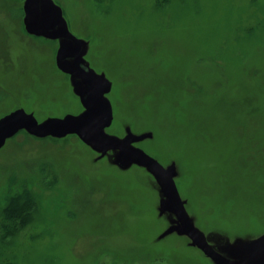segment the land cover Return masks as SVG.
I'll return each mask as SVG.
<instances>
[{
	"label": "rangeland",
	"instance_id": "374dc122",
	"mask_svg": "<svg viewBox=\"0 0 264 264\" xmlns=\"http://www.w3.org/2000/svg\"><path fill=\"white\" fill-rule=\"evenodd\" d=\"M103 81L108 142L165 170L195 233L243 263L264 246V0H36ZM34 0H0V127L86 115L98 87L58 69ZM65 45V46H64ZM58 49V51H57ZM74 66L68 58L62 64ZM78 70V69H76ZM99 142L97 136L89 135ZM164 180L76 132L0 137V264H218L182 231ZM262 246L249 251L252 243Z\"/></svg>",
	"mask_w": 264,
	"mask_h": 264
},
{
	"label": "water",
	"instance_id": "95a60500",
	"mask_svg": "<svg viewBox=\"0 0 264 264\" xmlns=\"http://www.w3.org/2000/svg\"><path fill=\"white\" fill-rule=\"evenodd\" d=\"M35 2V17L33 23L31 24L30 31L35 35H42V36H49V37H67L75 41L78 45L80 44V40L77 39L75 36L69 33H49L47 31H39L37 29V17H38V7L37 1ZM79 47V46H78ZM78 50V48H77ZM77 50L74 52L76 53ZM68 55L61 54L57 57V66L64 72L71 73L73 75L82 76L99 86V91L97 97L95 99H91L90 103L95 102L99 98L102 97L104 92V85L103 81L97 77L90 76L88 73L79 74L74 70L68 69L66 66L62 64V60L67 57ZM81 68L84 72H88V68L85 64L82 63ZM82 97H87V93L83 92ZM89 103V104H90ZM89 108V107H88ZM90 109V108H89ZM105 115L106 119L102 122L93 123L87 121L86 115L80 116H68L63 119L60 118H52L45 121L42 124H37L31 115H27L25 113H18L11 115L7 120L6 124L3 127H0V137L2 136H10L14 134L18 129L22 127H26L27 130L36 136H45L49 135L50 133L55 135H63L70 132H76L85 141L87 144L91 145L92 147L101 149V150H120L122 152L128 153L130 156H133L135 159L139 160L140 162L148 165L151 167L166 183L167 187L169 188L173 201L174 207L179 215L181 220L183 229L182 231L190 238V240L201 250L205 255L211 258L218 264H264V249L262 253L257 258H251L248 256L246 261L243 263H237L230 260L223 258L219 255L214 249H212L209 245H207L192 229L182 202L179 198V195L175 189L173 181L171 179V171L163 169L156 160L152 157L147 155L141 149L133 147L130 145L131 137L126 138L122 143H111L108 142L107 135L105 133L100 134L101 143L93 141L89 138L88 134L90 132L101 130L107 127L110 123L111 115L109 111H105L102 113ZM262 246L260 243L255 242L249 246V251L253 252L256 249ZM264 248V246H263Z\"/></svg>",
	"mask_w": 264,
	"mask_h": 264
},
{
	"label": "flooded vegetation",
	"instance_id": "af4514ba",
	"mask_svg": "<svg viewBox=\"0 0 264 264\" xmlns=\"http://www.w3.org/2000/svg\"><path fill=\"white\" fill-rule=\"evenodd\" d=\"M35 3V2H34ZM38 21H39V11H38V17H37V25H38ZM47 32H49V33H54V34H57L56 32H52V31H49V30H46ZM59 34V33H58ZM37 36V35H36ZM54 38V37H53ZM59 38H61V39H69V40H71L73 43H74V48H73V50L72 49H69V47H65L64 49H61L60 51L61 52H63L64 54L66 53V55H68L67 57H65L64 59H68V58H71V59H74L75 60V63H74V66H76V68H73V67H71V65H69V63H65V64H63L64 66H66L68 69H71V70H74L75 72H77V73H79V74H83V73H88L90 76H92L91 74H90V71H89V69H88V72L86 71V72H84L83 70H82V68H81V65H82V63L83 62H81V61H79L78 60V57H80V51H81V44H77L75 41H73L72 39H70V38H67V37H59ZM77 39H79L78 37H76ZM65 46V45H64ZM79 46V47H78ZM77 48H78V50H77ZM77 50V52L76 53H74L75 51ZM57 51H58V49H57ZM63 59V60H64ZM62 60V61H63ZM84 64V63H83ZM58 69H60L58 66H56ZM88 68V67H87ZM76 69H78V70H76ZM61 70V69H60ZM65 73H67V72H65ZM68 74H71V73H68ZM72 76H74V77H77V78H79V79H81V80H83V81H87L88 83H89V88H91V85L92 84H94V85H96L94 82H92V81H90V80H88V79H86V78H84V77H82V76H77V75H73V74H71ZM97 87H98V89H99V86L98 85H96ZM85 92V91H84ZM87 93V97H84L83 99H85V100H87V102H88V104H87V108H88V112L90 113V115H92L93 117H99V118H103L105 115H103L102 113H104L105 111H109V110H102L101 108L100 109H96L95 107H94V105L98 102V101H100L101 100V98H99L98 100H96L95 102H93V103H90V101H91V99H95L96 97H97V95L95 96V97H93V98H90L89 97V92H86ZM90 103V104H89ZM110 112V111H109ZM111 115V114H110ZM102 121H104V118L102 119ZM110 122H111V119H110ZM110 124V123H109ZM102 130V129H101ZM101 133H103L102 131H100V130H96V131H93V132H90L89 134H88V136L89 135H95V136H97L98 137V139L101 141V139L102 138H100V134ZM106 138H108V136L106 137ZM93 140V139H92ZM99 141V142H100ZM85 142V141H84ZM86 143V142H85ZM87 144V143H86ZM89 145V144H88ZM91 146V145H90Z\"/></svg>",
	"mask_w": 264,
	"mask_h": 264
}]
</instances>
